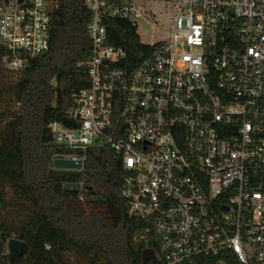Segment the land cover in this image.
<instances>
[{
  "label": "built area",
  "instance_id": "built-area-1",
  "mask_svg": "<svg viewBox=\"0 0 264 264\" xmlns=\"http://www.w3.org/2000/svg\"><path fill=\"white\" fill-rule=\"evenodd\" d=\"M84 6L89 86L68 111L75 126L51 124L54 142L116 153L127 173L128 215L150 222L158 240L156 264H264V0ZM60 7L59 0L0 3L7 68L24 69L49 50ZM112 20L136 32L151 25L165 38L132 65L123 47L108 44Z\"/></svg>",
  "mask_w": 264,
  "mask_h": 264
},
{
  "label": "trees",
  "instance_id": "trees-1",
  "mask_svg": "<svg viewBox=\"0 0 264 264\" xmlns=\"http://www.w3.org/2000/svg\"><path fill=\"white\" fill-rule=\"evenodd\" d=\"M59 2L49 50L26 68H7L0 44V264H144L142 251L157 249L158 240L150 222L128 215L121 159L109 146L74 151L53 139L54 122L75 126L68 111L89 86L90 12L84 0ZM108 24V44L123 47L128 63L151 55L154 47L143 44L129 23ZM73 155L83 158L81 171L48 177L57 157ZM69 183L80 189H65ZM12 238L23 241L25 251L10 261Z\"/></svg>",
  "mask_w": 264,
  "mask_h": 264
},
{
  "label": "water",
  "instance_id": "water-1",
  "mask_svg": "<svg viewBox=\"0 0 264 264\" xmlns=\"http://www.w3.org/2000/svg\"><path fill=\"white\" fill-rule=\"evenodd\" d=\"M83 168V162L81 160L73 161L70 159H55L52 168L48 171V177L51 179L59 180L67 175L81 171ZM65 189H80L79 184H66ZM8 257L10 261L22 256L25 251V243L21 240L12 238L8 241ZM142 261L144 264L152 262L157 263L155 251L153 249H145L142 251Z\"/></svg>",
  "mask_w": 264,
  "mask_h": 264
},
{
  "label": "rangeland",
  "instance_id": "rangeland-1",
  "mask_svg": "<svg viewBox=\"0 0 264 264\" xmlns=\"http://www.w3.org/2000/svg\"><path fill=\"white\" fill-rule=\"evenodd\" d=\"M137 34L140 37V40L143 44L150 45L153 44L163 38V36L158 30H156L153 26L151 25H146V24H140L137 29ZM85 213H90L92 211H96L94 208L90 207H83ZM98 211H101L104 214H110V210L106 209H100Z\"/></svg>",
  "mask_w": 264,
  "mask_h": 264
}]
</instances>
